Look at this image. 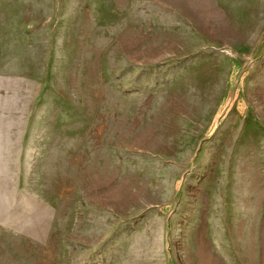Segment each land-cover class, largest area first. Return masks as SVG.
<instances>
[{
    "label": "rangeland",
    "instance_id": "1",
    "mask_svg": "<svg viewBox=\"0 0 264 264\" xmlns=\"http://www.w3.org/2000/svg\"><path fill=\"white\" fill-rule=\"evenodd\" d=\"M0 264H264V0H0Z\"/></svg>",
    "mask_w": 264,
    "mask_h": 264
}]
</instances>
